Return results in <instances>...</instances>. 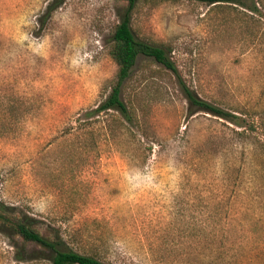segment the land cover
<instances>
[{
  "label": "rangeland",
  "instance_id": "374dc122",
  "mask_svg": "<svg viewBox=\"0 0 264 264\" xmlns=\"http://www.w3.org/2000/svg\"><path fill=\"white\" fill-rule=\"evenodd\" d=\"M49 2L0 0V202L106 264H264V128L240 138L191 114L181 87L262 124L264 5L139 3L132 30L164 44L177 71L138 56L121 92L129 122L89 115L116 80L126 2ZM48 256L0 227V264Z\"/></svg>",
  "mask_w": 264,
  "mask_h": 264
},
{
  "label": "trees",
  "instance_id": "16d2710c",
  "mask_svg": "<svg viewBox=\"0 0 264 264\" xmlns=\"http://www.w3.org/2000/svg\"><path fill=\"white\" fill-rule=\"evenodd\" d=\"M65 0H50L47 5V12H52L61 6ZM126 5L120 11V19L115 24L112 34V44L109 49V55L117 66L116 80L112 85L111 91L107 97L96 107L89 112V115H95L99 112H107L109 110L118 111L126 121H131L132 114L124 100L121 98V92L124 81L130 76L132 67L134 66L138 56L143 55L152 58L157 63L172 72L177 71L174 62L171 60L168 48L164 44H157L148 42L138 38L132 30L131 22L132 16L137 5L141 2L153 0H122ZM209 3H224L231 2L241 5L247 9L258 8L249 6L247 0H206ZM259 4L264 5L263 0H258ZM182 91L188 101V109L192 114L196 111H203L209 113L217 118L224 119L233 126L239 128H231L232 132L240 137L247 138L248 131H253L259 127L264 128L262 124L256 122L254 119H247L250 116L248 111H237L240 114L233 113L224 108H221L213 103H210L197 95L193 90L181 85ZM247 116V117H246ZM109 120L104 119L105 132L110 129ZM229 128V126H227ZM264 133V131H263ZM0 227L3 229H10L16 235L20 236L24 242L33 243L41 246L44 250L49 252V259L51 264H106L94 255L83 254L73 250H65L61 248L60 240L48 234H44L36 226L35 218L27 214H18L12 211L10 206L0 202ZM37 257V256H35Z\"/></svg>",
  "mask_w": 264,
  "mask_h": 264
}]
</instances>
